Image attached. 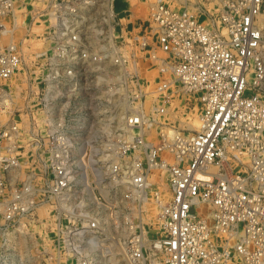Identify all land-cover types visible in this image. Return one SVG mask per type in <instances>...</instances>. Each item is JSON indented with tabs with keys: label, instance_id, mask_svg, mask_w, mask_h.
Here are the masks:
<instances>
[{
	"label": "built area",
	"instance_id": "obj_1",
	"mask_svg": "<svg viewBox=\"0 0 264 264\" xmlns=\"http://www.w3.org/2000/svg\"><path fill=\"white\" fill-rule=\"evenodd\" d=\"M182 2L131 22L116 0H0V231L53 211L50 264H97L83 194L113 217L117 190L159 208L157 263L264 264V0ZM138 215L127 264L147 260Z\"/></svg>",
	"mask_w": 264,
	"mask_h": 264
},
{
	"label": "rangeland",
	"instance_id": "obj_2",
	"mask_svg": "<svg viewBox=\"0 0 264 264\" xmlns=\"http://www.w3.org/2000/svg\"><path fill=\"white\" fill-rule=\"evenodd\" d=\"M147 2L148 0H116L115 10L119 17H125L128 20H131V22H134L140 17L147 16ZM185 2L188 4L190 0H183L182 3ZM138 5L140 7H138ZM31 8L32 6L30 5L28 7V11ZM19 17L20 25L19 30L16 31V36L18 37V40L21 41V39H24L23 35L25 36L26 24H28V21H30L29 18L31 17L30 14L28 15L27 12H24V10L20 12ZM5 21L7 23V27L9 28L10 24L8 23H10V19L7 18ZM35 30L38 32L40 29L35 28ZM0 38L4 41H8L9 35L7 32H0ZM24 42L26 43L28 41ZM26 45L28 46L27 43ZM27 46H25L26 50L29 49ZM192 107L194 108V105H192ZM192 114L195 115V108ZM195 121L193 120L192 124ZM110 123L112 127H117V125H119V121L115 120ZM99 126H103L102 121L99 122ZM98 142L100 149L96 158L99 164H102L103 161L107 162L108 158L106 154L101 151L103 145L101 137L98 138ZM153 178L155 181H158L160 188L163 189L165 187L167 180L166 173H162L159 170L154 171ZM98 187H100V185H98ZM102 187H106L105 184ZM98 192L99 189H96V193ZM120 194L121 191L117 190L114 191V194H112L111 197H109L103 192V196L106 201L109 204H115L116 214L113 217L110 216V211H108L106 206L92 204L88 192L83 194L87 205L94 208L104 226V229H101L98 234V240L100 243L99 246L93 250H89L86 255L92 260H95L97 264H113L111 261L112 256L116 257V264H127L125 261V251L127 249L126 243L135 231L130 224H127V222L132 220L136 224H139L140 216L138 213L142 209L144 217V220H142V226L143 229H145L147 238V244L144 247V253L147 259L146 264H153V261L151 260H154V262H156V260L161 261V258L163 259V254L159 251H155V248H152L153 242L161 236V229L157 215L159 213V208L153 201H148L145 204L143 203L140 205L133 201L123 199ZM106 201L104 200L103 202L107 204ZM30 220H26L27 222L24 224H18L15 228L6 232L0 231V261L3 258H8V263L6 264H50L48 259L61 257L60 249L64 246V242L63 237H61V234L58 233L55 228L54 212H44V210H41L39 214H35L32 218H30ZM15 235L18 237L17 241L19 244L12 241V236ZM11 242L13 243L11 244ZM144 242L146 241L144 240ZM61 255L66 256L67 258H75V256H73L68 249H66V252L62 249ZM72 259H68L69 262H71ZM156 264L161 263L158 262Z\"/></svg>",
	"mask_w": 264,
	"mask_h": 264
},
{
	"label": "bare ground",
	"instance_id": "obj_3",
	"mask_svg": "<svg viewBox=\"0 0 264 264\" xmlns=\"http://www.w3.org/2000/svg\"><path fill=\"white\" fill-rule=\"evenodd\" d=\"M195 121V120H194ZM194 125V126H193ZM197 125H198V122H197V119H196V121L192 124V122H191V126H193V127H197ZM96 184H99V182H97ZM93 187H95V185H93ZM102 187V186H101ZM146 203V202H145ZM144 203V204H145ZM141 218H143V220H144V217L141 215ZM11 237V236H10ZM20 237V236H19ZM12 241L14 242V243H16V244H19L18 243V237H17V235H15V236H12ZM147 238H146V233H145V229H144V240L146 241L145 242V246H146V244H147V240H146ZM11 241V240H10ZM26 241V240H25ZM13 242H11V244L13 243ZM21 243V242H20ZM24 243V242H23ZM152 244V243H151ZM15 245V244H14ZM25 245V244H24ZM153 247L152 248H155L156 249V245H155V243L153 242V245H152ZM14 247V246H13ZM26 247V246H25ZM20 249V248H19ZM154 249V250H155ZM17 250V249H16ZM113 250V249H112ZM18 251V250H17ZM16 251V252H17ZM115 252V251H114ZM11 253H12V251H11ZM15 253V252H14ZM112 253V252H111ZM21 254V253H20ZM24 255V254H23ZM18 257V256H17ZM111 261L113 262V264H116L117 263V259H116V257L115 256H112L111 257ZM107 263V262H106ZM157 263V262H156Z\"/></svg>",
	"mask_w": 264,
	"mask_h": 264
},
{
	"label": "crops",
	"instance_id": "obj_4",
	"mask_svg": "<svg viewBox=\"0 0 264 264\" xmlns=\"http://www.w3.org/2000/svg\"><path fill=\"white\" fill-rule=\"evenodd\" d=\"M138 7H140V6L138 5ZM21 11H22V10H21ZM21 11H20V12H21Z\"/></svg>",
	"mask_w": 264,
	"mask_h": 264
}]
</instances>
